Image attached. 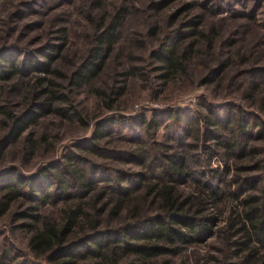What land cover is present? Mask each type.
Wrapping results in <instances>:
<instances>
[{"label": "trees", "instance_id": "trees-1", "mask_svg": "<svg viewBox=\"0 0 264 264\" xmlns=\"http://www.w3.org/2000/svg\"><path fill=\"white\" fill-rule=\"evenodd\" d=\"M104 1L94 0L98 6ZM239 1L216 0L217 11L230 9L234 14H242L234 7ZM252 1L250 8L255 13L264 0ZM165 4L162 0L153 1L150 8L160 11ZM179 12L172 17L177 18ZM127 16L128 9L122 6L108 21L103 18L99 22L93 36L94 43L72 72L69 87L82 88L100 76ZM240 16L255 19L253 15ZM201 23L200 16L190 18L152 50L151 57L161 63L164 77L186 68L198 48L196 41ZM260 25L264 28V20ZM58 33L60 43H48L43 49L24 50L10 44L0 46V82L40 73L36 80L39 92L33 98L27 97L23 111L18 113L7 104L0 107L8 128L0 139V158L8 144L25 133L32 147L41 139L44 141L45 137L35 140L29 130L46 116L54 114L85 122L64 92L61 83L64 76L55 67L65 50L67 36L63 28ZM201 37L209 47L212 46L210 33H202ZM188 38L191 41L181 51L182 42ZM235 43V40H229L225 44L232 46ZM226 67V60L210 67L203 84L218 81ZM247 71L254 78L264 76V67ZM124 92L125 88L121 87L118 96ZM202 107L206 111L200 116L189 110H179L155 114L149 119L143 115L138 121L133 119L134 122H128L126 118L98 122L94 135L88 140L90 142L75 146L80 152L97 154L102 149L95 144L98 139L128 130L140 137L145 130L149 141L155 140L158 130L164 125L168 131L165 140L154 141L152 149L147 148L148 142L130 150H108L118 152V156L126 155L122 160L137 164L145 172L118 170L113 178L110 175L113 172L107 166L90 163L76 150L66 153V163L58 160L32 175H26L15 167L8 169L0 174V215L20 198H31L33 202L22 213L32 220L26 225L31 231L29 246L35 257H44L50 264H177L166 257L176 256L184 248L208 239L213 233L217 215L214 205L225 199L236 202L240 199L225 179L227 190L224 191L217 183L205 179L203 160L210 162L221 150L224 160L235 163L237 191L245 192L246 196L241 201L240 210L234 208L226 231H222L226 244L223 258H218L219 264H264V254L260 253L264 251V175L258 173L264 174V158L261 157L262 149L254 144L257 140H264V121L243 110L236 111L238 114L233 117L235 105L220 108L219 113H216V105L206 101L202 102ZM198 117L205 121L206 126H200ZM200 140L204 155L196 151ZM249 162H253L255 167L250 169ZM253 170L255 173L251 174ZM223 175L217 173L212 180H221ZM196 176L201 178L199 192L182 193L179 185L198 178ZM101 182L105 186L99 188ZM206 188L210 192L207 193ZM100 201L102 206L96 207ZM48 204L61 207L57 220L40 211ZM102 216L105 221H102ZM120 217L126 221L118 223ZM14 251V246L8 245L5 253L0 255V264H36ZM18 259L22 260L16 263ZM178 264L192 263L187 257Z\"/></svg>", "mask_w": 264, "mask_h": 264}, {"label": "rangeland", "instance_id": "rangeland-1", "mask_svg": "<svg viewBox=\"0 0 264 264\" xmlns=\"http://www.w3.org/2000/svg\"><path fill=\"white\" fill-rule=\"evenodd\" d=\"M153 1L157 3L161 0H105L101 6L95 4L94 0H0V46L10 44L24 50L43 49L48 43H60L58 31L60 28L64 29L67 34L66 47L55 67L64 76L61 82L64 92L70 97L74 110L79 111L85 121H72L54 114L42 118L29 131L33 133L35 140L41 137H45V140L41 139L32 147L27 140L28 134L25 133L14 143L8 144L0 158V174L15 167L26 175H32L41 167L58 160L65 162L64 157L70 150L82 153L90 163L107 166L113 172L110 174L113 178L118 170L145 172L137 164L122 160L126 155L118 156V152H111L130 150L139 144L147 145L148 142L150 145L147 148L152 149L154 141L165 140L168 131L164 125L158 130L155 140L149 141L145 130L140 137L128 130L96 140L95 144L102 148L97 154L80 152L75 148L76 144L90 142L88 140L94 135L98 122H110L112 119L126 118L128 122H134L143 115L149 119L155 114L179 110H189L200 116L206 111L202 107V102L206 101L217 106L216 113H219L220 108L235 105L233 117L237 116L239 110H243L253 118L264 121V76L254 78L247 71L264 67V28L260 25L264 20V3L259 11L253 13L250 8L253 1L240 0L234 7L240 9L242 14H234L230 9L217 11L216 0H162L166 6L160 11L150 8ZM227 1L229 0H225ZM186 5V9H180ZM122 6L127 7L128 16L104 70L96 80L82 88L69 87L72 72L88 55L94 43L93 36L99 22L103 18L108 21ZM177 12V18H173ZM243 14L253 15L255 19H245L240 16ZM195 16H200L202 22L198 28L200 33L197 36L198 48L195 54L183 71L172 72L164 77L165 71L160 68L161 63L151 57L152 50L175 28ZM202 33L211 34V47L201 37ZM193 39L195 40L194 37ZM229 40H235L236 43L226 45ZM189 41L191 39L188 38L182 42L181 51ZM225 60L227 67L221 78L204 85L202 80L208 69ZM39 75L40 73H36L24 79L0 82V107L7 104L18 113L23 111L27 97L33 98L39 92L36 85ZM121 87L125 88V92L118 96ZM198 118L200 126H206L205 121ZM7 130L0 114V139ZM170 142L172 144L173 140ZM198 144L196 151L202 153L203 142L200 140ZM254 144L262 149L261 157L264 158V140H257ZM220 153L214 154L210 162L203 160L205 179L213 181V184L217 183L223 191L227 190L225 179L230 183L231 191L240 199L237 202L225 199L215 204L213 208L217 215L213 233L208 239L184 248L176 256L166 257L174 263L178 264L181 259L188 257L192 264H219L218 258L222 259L224 256L226 242L222 231H226L234 208L240 210L242 207L241 201L246 193L237 191L234 181L235 163L224 160ZM247 165L250 169L255 167L253 162ZM154 167L157 169L156 165ZM217 173L224 174L220 177L221 180H212ZM258 173L264 175L260 171ZM149 174L150 171L146 176ZM200 179L198 177L182 183L179 190L186 194L198 193L202 187ZM103 186L104 182H101L99 188ZM206 189L207 193L210 192L209 188ZM32 202L31 198H20L5 214L0 215V255L11 244L23 259H30L36 264H50L44 257H35L29 246L31 231L26 225L32 223V220L22 216V213ZM96 205L101 207L102 201ZM60 208L48 204L40 211L57 220ZM104 216L101 217L102 221H105ZM124 221V217L118 219V223ZM260 253L264 254V251ZM21 260L18 259L16 263Z\"/></svg>", "mask_w": 264, "mask_h": 264}]
</instances>
